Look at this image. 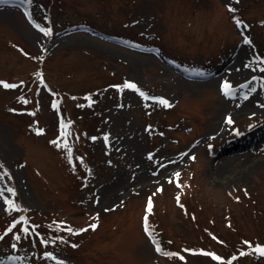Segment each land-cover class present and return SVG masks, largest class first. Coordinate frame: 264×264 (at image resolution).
Returning <instances> with one entry per match:
<instances>
[{"label":"rangeland","instance_id":"374dc122","mask_svg":"<svg viewBox=\"0 0 264 264\" xmlns=\"http://www.w3.org/2000/svg\"><path fill=\"white\" fill-rule=\"evenodd\" d=\"M0 165V264H264V0H0Z\"/></svg>","mask_w":264,"mask_h":264},{"label":"snow or ice","instance_id":"6c2138e0","mask_svg":"<svg viewBox=\"0 0 264 264\" xmlns=\"http://www.w3.org/2000/svg\"><path fill=\"white\" fill-rule=\"evenodd\" d=\"M230 11H235L234 9H229ZM236 23L238 24V25H240L241 24V21H239V20H237L236 21ZM46 35L47 34H50V32L49 33H45ZM246 43H248L249 41H245ZM125 87H129V88H135V85H133V84H129V83H126L125 85H124ZM3 87H5V88H15V87H17V85H13V84H8V83H4L3 84ZM224 87V90L227 92V90H228V88H229V85L227 84V83H225V85L223 86ZM155 99V98H154ZM158 103H160V104H162V105H164V106H166V107H170L171 105L168 103V101H166V100H163V99H160L159 101H158ZM227 123H229V124H231L232 123V120L229 118L228 120H227ZM93 139H95V138H93ZM105 139H107V137H105ZM64 147H68L67 146V144L65 143L64 144ZM69 155H71V150L69 149ZM151 158V157H150ZM3 167V165H0V168H2ZM178 175V174H177ZM179 186V185H178ZM161 189H158V191H160ZM9 191H13V190H11V189H9ZM177 200H179V198H177ZM7 203L9 204V206H10V208L12 209V210H15L16 209V205L12 202V201H7ZM150 209H151V199H149V203H148V210L150 211ZM16 225L15 224H13L12 225V227L14 228ZM90 227L94 230L95 228H96V225L95 224H91L90 225ZM12 229L10 228L9 229V231H11ZM23 231L25 232V233H28V228H24L23 229ZM67 231H69V232H72L73 230L71 229V228H68L67 229ZM79 231H87V229H81V230H79ZM78 234V233H77ZM4 237L3 236H0V240H2ZM17 241H19L20 240V236H16V237H14ZM43 243H47V241H43ZM245 243H248V242H245ZM12 247L13 248H15L16 247V245L15 244H13L12 245ZM73 247H75V245H73ZM156 251L157 252H161L162 250H161V248L159 247V246H157L156 247ZM254 251L255 252H257V253H259L261 256H264V247H256L255 249H254ZM164 255H172V254H169V253H163ZM246 253H244V252H241L240 253V255H245ZM46 255L49 257V258H53L54 259V257H51V254L50 253H46ZM215 259H217V260H219V257H215ZM61 264H62V262H61Z\"/></svg>","mask_w":264,"mask_h":264},{"label":"bare ground","instance_id":"6f19581e","mask_svg":"<svg viewBox=\"0 0 264 264\" xmlns=\"http://www.w3.org/2000/svg\"><path fill=\"white\" fill-rule=\"evenodd\" d=\"M231 71H232V69L230 67L225 68V70H224V72H226V73H230ZM213 79L216 80L217 78L213 77L211 80H213ZM223 104L225 105V103H223ZM248 109H252V111H259L260 107L259 106H249V104H246V105L242 104L240 107L239 106L237 107L236 112L237 113H242V112H245L246 110L248 111ZM216 125H217V129L218 130H224L225 126L221 122L216 123ZM248 142H249V139L246 138L244 140V142L234 143L230 147H231V149L239 148L240 146L245 145ZM223 149H225V148H223Z\"/></svg>","mask_w":264,"mask_h":264},{"label":"trees","instance_id":"16d2710c","mask_svg":"<svg viewBox=\"0 0 264 264\" xmlns=\"http://www.w3.org/2000/svg\"><path fill=\"white\" fill-rule=\"evenodd\" d=\"M8 224H9V222H8ZM8 236H9V235H8ZM9 237H11V236H9ZM64 239H65L64 237H59L58 240H54V241H52V242H53V243H57V244H59L58 242H62V241H64ZM44 240H45V239H44ZM45 241H47V240H45ZM57 241H58V242H57ZM10 243H11V241L8 242V244H10ZM63 243H64V242H63ZM63 243H62V244H63ZM11 244H12V243H11Z\"/></svg>","mask_w":264,"mask_h":264}]
</instances>
